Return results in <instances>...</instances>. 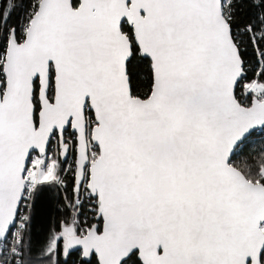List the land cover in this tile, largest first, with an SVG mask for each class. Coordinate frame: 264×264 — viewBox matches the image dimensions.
Instances as JSON below:
<instances>
[{
	"label": "snow or ice",
	"instance_id": "1",
	"mask_svg": "<svg viewBox=\"0 0 264 264\" xmlns=\"http://www.w3.org/2000/svg\"><path fill=\"white\" fill-rule=\"evenodd\" d=\"M0 264H264V0H5Z\"/></svg>",
	"mask_w": 264,
	"mask_h": 264
},
{
	"label": "trees",
	"instance_id": "2",
	"mask_svg": "<svg viewBox=\"0 0 264 264\" xmlns=\"http://www.w3.org/2000/svg\"><path fill=\"white\" fill-rule=\"evenodd\" d=\"M5 0H0L3 6ZM60 217L59 205L55 195L45 192L38 202L30 231V243L33 250H39L48 235V230L55 226Z\"/></svg>",
	"mask_w": 264,
	"mask_h": 264
}]
</instances>
